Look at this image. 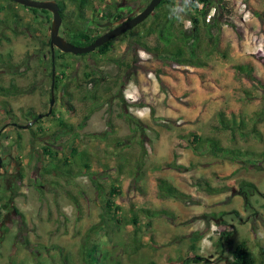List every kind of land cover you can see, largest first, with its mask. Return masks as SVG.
I'll use <instances>...</instances> for the list:
<instances>
[{
    "label": "rangeland",
    "instance_id": "obj_1",
    "mask_svg": "<svg viewBox=\"0 0 264 264\" xmlns=\"http://www.w3.org/2000/svg\"><path fill=\"white\" fill-rule=\"evenodd\" d=\"M64 1L60 33L65 31L67 39L73 36L70 25L104 34L110 13L120 14V20H112L118 25L148 5V0H92L90 5ZM187 1L176 3L182 8ZM226 1L234 9L239 0ZM244 1L260 14L245 25L235 17L233 24H223L220 52L204 60L203 67L165 66L144 50L136 51L139 56L128 53L127 39L121 35L106 55L65 54L58 60L62 80L51 107L50 53L43 42L50 37L53 14L0 0V86L18 90L36 85L32 92L0 93V155L7 171L0 174V191H13V205L22 214L1 206L0 264H84L85 247L96 248L105 264H230L232 249L242 240L248 241L258 264H264V161L260 167H246L198 155L191 145L194 133L217 137L225 146L264 152V116L253 120L264 110V91L248 74L264 81V64L250 53L251 34L258 29L264 34V0ZM240 66H250L251 72ZM92 67L112 79L128 70L126 83L116 87L108 104L79 129L91 105L82 97L85 73ZM159 67L165 72L158 75L154 69ZM109 85L104 83L102 91ZM68 93L73 112L65 106ZM31 108L38 116L50 108L52 112L32 122L26 115ZM59 119L71 126L66 130L70 133H64ZM224 125H235V130ZM254 126L260 135L253 132ZM52 132L57 139L47 137ZM73 145L90 154L92 171L104 186L102 194L90 175H77L74 169L60 176L40 173L52 156L59 163L69 158ZM167 162L187 169L166 168ZM159 177L192 197L163 196ZM198 178L227 188L209 193L195 185ZM241 180L254 182L257 190L244 195ZM113 185L121 189L115 195L116 209L107 206ZM150 211L156 215L147 226ZM222 211H228L222 219L211 216ZM229 230L230 241L222 248L218 239ZM195 256L201 260L191 261Z\"/></svg>",
    "mask_w": 264,
    "mask_h": 264
},
{
    "label": "trees",
    "instance_id": "obj_2",
    "mask_svg": "<svg viewBox=\"0 0 264 264\" xmlns=\"http://www.w3.org/2000/svg\"><path fill=\"white\" fill-rule=\"evenodd\" d=\"M58 2L60 6V12L63 17L62 25H65L64 22V14L63 11L66 7L64 0H55ZM72 2L81 4V5H90L92 4V0H71ZM150 2L148 0L147 4ZM203 3V6L200 7L199 4ZM29 10H32L35 13L43 12L49 14L50 11L47 9H39V8H31L23 5ZM140 6V5H138ZM176 0H162L160 4L155 8L154 12L149 15L142 23L138 24L133 29L128 30L121 36L127 39L128 44V53L132 52L137 55V50H144L155 60L160 61L163 65L168 66L172 64H183L194 67H203L205 64L204 60L209 58L214 52H220V35L223 24H233L234 16L233 7L226 0H188L187 5L185 7H176ZM164 7V10L161 8ZM216 8V13L212 16L211 20L208 22L206 20L207 15L211 12L212 8ZM161 9L160 11H158ZM0 10L2 7L0 6ZM110 13V12H109ZM254 14H260L257 11L253 12ZM134 15L128 16L125 20L132 18ZM261 16V15H260ZM122 17L120 14L114 15L112 13L109 14L107 22L114 20L118 21ZM189 22V27L187 23ZM62 27V26H61ZM71 30L73 32L72 38L68 39L70 42L79 45L86 46L91 44L98 38L103 32L95 30L93 28H87L83 30L81 27H76L74 25H70ZM138 29V30H136ZM66 34L65 31H63ZM61 34V33H60ZM61 34L67 39V36ZM153 38V42H149V39ZM114 39L106 42L102 46L96 48L93 52L85 53V54H75L76 56H85L92 53H99L101 55H106L111 50L112 41ZM43 45L49 48L50 59L48 62L51 65V69L49 71L51 75V92L52 87L54 89V93L58 90L59 84L61 82V77L59 73L56 71L58 67V60L63 58L65 53L58 48H55L54 51L51 49V40L50 37L46 42H43ZM71 54V53H70ZM74 55V54H73ZM139 56V55H137ZM137 60L134 59L133 63H137ZM53 67H55V76L53 77ZM128 68L132 67L131 65H127ZM126 67V68H127ZM127 68V69H128ZM240 69L244 71L251 72V67H243L240 66ZM156 74H160L165 72L162 68L154 69ZM122 73L113 79L102 70L92 67V69L85 73V92L83 93V97L85 100H90L91 105L87 108L86 113L84 114L82 120L78 123L77 127L79 129H83L86 127L88 120L91 118L92 114L102 108L105 104H108L111 97L115 95L114 89L118 86L122 87L126 83L125 76L126 73ZM250 81H252L255 86L261 88L264 91V81L259 79L256 75L252 73H248ZM109 82V89L107 91H102V87L104 83ZM82 87V85H81ZM36 85L32 84L28 87H19L8 89L4 86H0L1 94H8L10 90L13 93H26L32 92L35 90ZM69 94V98L65 102V106L68 111H75V105L72 103V94ZM223 114V113H221ZM31 120H36L35 122H39L41 118L38 116V113L34 112L31 108L27 111L26 114ZM42 117H46L47 113H42ZM264 116V110L262 112H257L255 119H253L256 123V119L259 116ZM60 127H65L64 133H70V130L66 131L68 127H71L67 124L63 119H59ZM19 127L21 125H18ZM67 126V127H66ZM225 128H230V130H235V125ZM43 134H45V129H40ZM72 130V128H71ZM253 132L256 135H260V132L253 127ZM242 136L246 137L248 133H241ZM1 136V132H0ZM78 133H75L73 136L76 138ZM193 140L191 141V145L193 151L198 155H210L213 157H219L222 159H229L234 162L244 163L246 167L248 166H256L260 167L259 163L264 161V152L257 153L255 151H251L248 149H242L240 147H231L223 145L222 141L214 136H210L207 138H202L197 134H192ZM48 138L57 139V132H52L47 136ZM46 142H49L48 139H45ZM51 145V143L49 144ZM48 145V146H49ZM52 148H47L49 153H52ZM56 156H52V161L47 165L42 164L40 173L43 174H51L52 176H60L62 172L66 174H72V169L75 170V174L77 175H85L88 174L91 176V179L95 182L98 193L103 189L102 183L97 179L94 171H92V164L90 159V154L84 149L79 148L78 146L73 145L70 149V157L66 158L63 163H59L56 161ZM164 167L166 168H174L178 170H186L182 164L167 162ZM62 171V172H61ZM56 172V174H55ZM195 185L201 189L209 193H217L223 191L224 186H213L207 179L198 178L194 182ZM158 187L160 194L163 196H173L176 198H191L192 195L180 190L174 184L163 177L158 178ZM40 186H42L40 184ZM241 193L247 195L248 190L256 191L257 185L252 181L241 180ZM102 194V193H100ZM121 194V189L113 185L111 187L108 199L107 206L109 208L114 207L113 209L118 208L116 205L115 195ZM248 196V195H247ZM13 199L11 194L5 195L0 192V219H1V206L8 202L9 199ZM19 215H22L19 210L14 207ZM149 219L147 222V226H151L152 218L156 215L153 212H149ZM228 211H222L220 213H212L213 218L222 219ZM136 222V220H134ZM232 231H223L221 233L220 238L218 239V244L220 247H224L225 242L230 241V236ZM202 236V235H200ZM199 234L197 237H200ZM196 237V238H197ZM84 264H105V262L101 261L97 255V250L94 247H85L82 251ZM201 260V257L195 256L191 259L193 262H198ZM261 261L264 263V246L261 247ZM154 264V263H151ZM230 264H258V257H256L254 251L249 246L247 240H242L232 249V260Z\"/></svg>",
    "mask_w": 264,
    "mask_h": 264
},
{
    "label": "water",
    "instance_id": "obj_3",
    "mask_svg": "<svg viewBox=\"0 0 264 264\" xmlns=\"http://www.w3.org/2000/svg\"><path fill=\"white\" fill-rule=\"evenodd\" d=\"M12 1L31 8L47 9L53 14L51 31H50L52 51H54L55 48H58L59 50L65 53L85 54V53L93 52L96 48L102 46L106 42L116 37H119L128 30L133 29L138 24L142 23L149 15H151L154 12L155 8L160 4L162 0H150L148 5L143 10L135 14L132 18L125 20L122 23L111 28L109 31L96 38L94 42L86 46L76 45L60 34V29L63 23V17L61 15L60 6L57 1L55 0H12ZM105 26L112 27L113 22L111 21L106 22ZM54 76H55V67H53V77ZM54 103H55V93L52 87V97L50 102L51 107L54 105ZM51 112H52V108H50V110L47 112V115L51 114ZM42 116H43L42 114L39 115L40 118H42ZM35 121L36 120L34 119L32 122ZM27 126L28 125H26L25 127ZM1 165H2V158L0 156V166Z\"/></svg>",
    "mask_w": 264,
    "mask_h": 264
},
{
    "label": "built area",
    "instance_id": "obj_4",
    "mask_svg": "<svg viewBox=\"0 0 264 264\" xmlns=\"http://www.w3.org/2000/svg\"><path fill=\"white\" fill-rule=\"evenodd\" d=\"M200 7L203 6V3L199 4ZM235 18L237 23L245 25L250 23L253 20L254 13L252 9L249 7L248 3L244 0H239L235 4ZM216 13V8H212L211 12L207 15L206 20L209 22L212 16ZM251 50L250 53L260 59L264 64V34L260 29L254 31L251 34Z\"/></svg>",
    "mask_w": 264,
    "mask_h": 264
},
{
    "label": "flooded vegetation",
    "instance_id": "obj_5",
    "mask_svg": "<svg viewBox=\"0 0 264 264\" xmlns=\"http://www.w3.org/2000/svg\"><path fill=\"white\" fill-rule=\"evenodd\" d=\"M115 26H116V25H113L112 27L108 28L107 31H109L111 28H113V27H115ZM14 125H15V123H14ZM0 156H1V155H0ZM1 158H2V165L0 166V174H1L2 172H6V173H7L6 169H4V168H5V165H4V163H3V157L1 156ZM0 190H1V189H0ZM6 191L8 192V190H6ZM6 191H5V192H6ZM0 192H2V191H0ZM9 194L12 195V194H13V191L10 190ZM12 196H13V195H12ZM4 206H6V208L10 209L11 212H13L15 215H19L18 212L16 211V209L14 208L15 205H13V202H12V199H11V198L8 200V202H6V203L4 204Z\"/></svg>",
    "mask_w": 264,
    "mask_h": 264
}]
</instances>
